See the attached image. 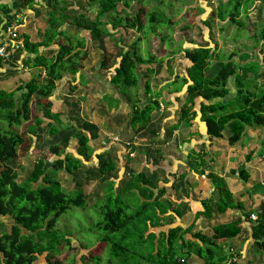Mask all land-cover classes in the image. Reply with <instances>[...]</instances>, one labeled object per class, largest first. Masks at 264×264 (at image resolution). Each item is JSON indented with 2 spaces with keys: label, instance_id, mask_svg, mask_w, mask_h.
<instances>
[{
  "label": "trees",
  "instance_id": "1",
  "mask_svg": "<svg viewBox=\"0 0 264 264\" xmlns=\"http://www.w3.org/2000/svg\"><path fill=\"white\" fill-rule=\"evenodd\" d=\"M11 1H15L16 7L20 10L38 4V0H0V11L5 10V15H8L9 19L14 18L13 14H16L14 6H9ZM262 1L264 2V0H226L223 3L219 1L211 15L202 21L206 26L203 42L182 48L181 56L185 60L184 74L179 76L180 74H175L168 68V74L173 75V79L163 86L175 85L177 79H180L175 90H179L183 85L185 91L184 102L173 108V113L178 116L177 123L187 126L197 120L202 124L198 134L203 141L197 145V150L189 147L188 170L178 174L173 172L172 176L176 180L187 183L186 176L192 172L203 176L206 170L203 166L212 160L207 146H211L214 140L225 139L227 136V143L232 146L246 139V129L249 127L259 128L264 132V79L259 82L257 77L262 69L261 65H264V23L252 34L255 45L251 51L245 49L232 51L221 57L215 42L212 46L209 45L212 18L220 21L227 19L241 28L244 24L240 19V13H243V17L247 16L250 8ZM130 2L137 5L132 14L126 12ZM85 5L86 11L94 10V18L83 12L71 16L69 10L72 8L67 0H52L47 13V26L39 41L30 40L28 34L24 32L18 34L15 29L17 38L22 39L17 52L23 51L26 54L22 64L26 67L27 75L23 77V81L10 89L0 85V119L6 123L5 128L0 127V217H7L12 221L8 229L0 231V264H38L36 263L38 256L43 253L48 264H61L55 257L66 240L53 230L57 219L70 206L87 207L82 189L76 187L66 191L61 185L60 173L70 177L76 174L83 163H91L93 147L89 140L96 138L97 133L92 132L87 136L79 131V125H76L80 121L76 119L77 108L71 101L63 98L61 105L65 108L59 106L54 108L55 96L57 99L62 98L57 95V88L65 82L68 83L70 91H75L81 86L75 82L76 76L85 73L82 70L83 61L88 55L86 37L81 34L82 31L86 32L90 39L102 38L107 44L111 42L114 44V50H106L104 57L96 63V71L99 72L112 68V73L106 80L110 88L102 93L106 104L105 113L107 114L108 109L122 107V99L129 101L127 125L130 126L132 133L136 134L150 123L152 113L160 109L158 97L161 92L159 89L151 90L149 78L146 77L147 72L139 73L141 68L147 69L150 74L153 73L156 56L149 53L142 57L139 54L137 49L139 36L128 46L123 44L122 37L128 30L140 32L145 37L149 33H155L158 26L169 29L170 25L176 22L160 10L148 9L141 0H86ZM191 9L202 11L199 6ZM69 19L77 27L75 32H66L63 28ZM15 23H18L17 20ZM5 26V24L1 26L0 20V32ZM187 28L188 26L183 27ZM115 33L118 37H115ZM162 33L158 36L163 43L166 35L163 30ZM53 43L56 45L51 49L54 53L46 56L43 50ZM165 60L167 64L168 58ZM142 77L145 79L142 89L144 102L139 104L140 97L132 93L136 92ZM40 78L43 80H39ZM93 82L94 88L99 90V86ZM196 98L200 99L197 109L194 108ZM175 99L179 101L177 96ZM76 100L78 103V96ZM167 104L166 102L165 105L168 106ZM22 122L29 123L25 124L21 131L12 129V126H18ZM43 124L49 127V136L61 137L64 133H71V137L76 141L74 152L65 151L59 143V137L57 141L54 140V143L48 145V154L52 156L49 166L46 162L49 157L42 155L35 144L36 128ZM176 127L171 126L170 132L166 135L171 134ZM151 132L157 133L154 129ZM164 141L166 140H161V144ZM159 148L158 146L156 151H160ZM28 151H31L35 159L31 170L19 178L16 169L7 162ZM97 157L101 158L100 174L104 175L114 170L116 164L113 160L101 154ZM229 173L237 175L242 181L249 177L243 167L230 169ZM129 175L130 178L120 186V194L115 192V179L108 180L103 189L104 196L93 204L99 207L102 215V221L97 227L106 235L101 240L108 242L112 251L111 258H107L108 264H111L113 257L118 259V264H133L137 258L143 260V264H184L192 261V256L201 264L236 263L233 254L239 256L240 252H235L229 244L242 232L240 218L213 223L210 230L194 232L192 234L194 240H185L183 234L191 229L192 223L182 229L173 222L181 215L177 208L179 205L170 208L173 202L161 199L167 188L165 184L169 180L163 177L152 180L143 170L129 169ZM206 176L213 189L219 192L215 202V210L218 213L236 208L244 216L249 215L250 201L246 209V201L235 200L233 192L222 176L211 171H208ZM189 179L193 180V174ZM158 181L165 184L158 185L157 183H162ZM175 181L171 182L173 188L177 185ZM262 181L264 185V179ZM259 185L260 182H256L252 186ZM210 202V198L202 199L200 202L202 209H199L194 217L201 214L210 218L213 214ZM253 222L252 231L248 235L250 237L248 240L251 241L249 246L253 245L254 249L262 254L264 210ZM151 229L159 230V233L156 234ZM128 240L132 241L134 248L139 247L138 253H130L133 246ZM177 248L185 253L184 257L179 258L175 255ZM123 251H126L125 257L121 255ZM92 252H90L92 262L99 264V258L94 259ZM247 259L246 262L253 261L248 257Z\"/></svg>",
  "mask_w": 264,
  "mask_h": 264
},
{
  "label": "rangeland",
  "instance_id": "2",
  "mask_svg": "<svg viewBox=\"0 0 264 264\" xmlns=\"http://www.w3.org/2000/svg\"><path fill=\"white\" fill-rule=\"evenodd\" d=\"M67 1L69 3V6H71L72 8L71 10H69V14L71 16H75L77 13L83 12L87 14L90 18H94V10L91 11L85 10L86 0H67ZM219 1L223 3L226 0H141L142 4H144L148 9L160 10V12L171 17V19L174 20L176 23L171 24L170 25L171 28L169 29L168 27L165 28L164 26H158V29H156L155 33L153 34L149 33L145 37L140 32L139 33L133 31L129 32V30L126 31V34L122 37L123 44L125 46H128L137 36H139L140 41L137 44V49L139 51V54L142 57H146L149 53H151L154 54L157 58L156 62L153 64L154 67L153 73L151 74L148 73V70L144 68H141L139 73L144 74L145 72H147L148 75L146 73V77L148 76L149 78V85L151 90L155 91L159 89V91L161 92L160 97H158V100L160 101L159 104L160 109L155 110L152 113L151 115L152 120L150 121V123L144 129L140 130L136 134L132 133V131L128 128L127 125V119H128L127 109L129 107L128 105L129 101H125L124 99H122L120 95L119 96L122 99L121 104L123 106L121 108L117 107L113 109H108L107 116H105L106 104L104 102V98H103L104 95H102V93H105L110 88L106 80L111 75L112 68L110 67L109 69L102 70L99 72L96 71V63H98V61L102 59V57H104V55L106 54V50L108 51L114 50L113 48L114 44L112 42L107 44L106 40L102 38L90 39L89 37H87V33L82 31L81 34L84 37H86L88 55L87 58L84 60L83 68H82L83 72L85 73H83V75H79V76L77 75L75 82L80 83L81 86H83V89H85L89 93L84 94L81 90L70 91L67 89L68 83L65 82L63 88L64 94L59 96L62 98L67 96L68 98L67 100L71 101V104H73L74 99L77 96L79 97L77 104L80 105V103L83 102V105L86 106V111L84 107L81 105L80 107L81 109L78 112H76L78 116V117L76 116V119L77 121L80 120L79 123L76 125H79L78 126L79 131H82L87 136H89L92 132H96L97 137L90 138L89 140V143L93 147L92 150L93 154L90 159L91 163L82 164L80 169L74 175V177L76 178L75 181H73L71 176L68 177V175L60 173V182L62 187L66 191L67 190L69 191L72 188L80 187L87 201L86 208H81L77 206H70L69 208H67V210L59 216L55 224V227L53 228V230H55L59 235L63 237V239L66 240L63 241L64 243L59 248L60 251L55 257L61 262V264H94L92 262V258L90 255L91 254L90 252L92 251H93L92 252L93 258L94 259L96 257L99 258L100 260L99 264H108L107 258H111L112 251L109 243L101 240V238L106 235V233L102 229L97 227V224L100 221H102V215L100 213L99 207L93 205L98 198L104 196L103 189L108 180L115 179V192L117 194H120L119 193L120 186L124 184L127 179L130 178L129 169L135 171L145 170L147 172L148 171L147 167L146 166L142 167L143 164L141 162H144L146 160L149 161L151 159L150 158L151 156L156 157L155 159H157V156L158 157L160 156L161 152L154 150H157V146L162 147L160 139L171 140L172 138L171 134L169 135L166 134L170 132V127L173 125L177 126L176 129H174L176 130L175 136H178V140L180 142H182V140L186 139L187 137H190V135L191 137H193L190 140H195V144L197 143L198 145L201 142L200 140H202V138L201 137L199 138L198 136V133L200 132L198 126H200V128L202 126L200 122L194 120L193 124L186 126L183 125V123L180 122L177 123L178 116L177 115L175 116L171 113V108L173 109L175 108V106L179 107L180 104L183 103L185 100V91L183 90L184 86L182 85V87L179 90H175L176 86H179L177 84L179 83L180 79H177V83L175 85L167 84V86L165 87L163 85L164 83H167L173 79L172 78L173 75H171L170 73L168 74V68L172 69V71L175 74L178 75L180 74L179 76H182L181 74H184L185 60L181 56L183 50L182 48L183 46L188 47L203 42V38H205L204 33L206 31V26L202 21L206 20L211 15V11L216 8ZM44 4L46 5V8L49 5L47 11L44 8ZM51 4H52V0H41L39 1L38 6L32 12L31 9L29 10V8H26L25 10H20L17 7L16 15H18V18L14 17L15 19L17 18L19 20L18 22L19 24L17 26L20 28V30H23L24 33L27 34L28 32L29 38L39 41L42 36L41 34L43 33V31L47 26L46 23L47 13L50 10ZM13 6L14 8H16L17 4L13 3ZM194 6H199L200 8H202V11L198 9L194 11L193 9H191ZM136 7L137 5H135V2H130V6L128 9H126V12L132 14L133 10ZM11 10L12 9H10L9 13H11ZM5 14H6L5 10L0 11V20L2 17L8 19V15ZM240 19L243 20L244 25L241 28H238L236 24L230 22L227 19H225L224 21H220L217 18H212V23L210 27L211 41H209V45L212 46L213 43L215 42L217 51L221 54V57L227 56L232 51H238V50L241 51L244 49L246 51L252 50V46L255 45V41L254 38H252V34L257 27L260 28L264 23V2L262 1L261 3L257 2L256 4H254L250 8V12L245 17H243V13L241 12ZM146 25L147 23L145 22V26ZM17 26L15 29L19 34L18 32L19 28H17ZM185 26H188V28L183 29V27ZM63 28L66 32H73L77 29V27L71 22L70 19L66 21V24L64 25ZM162 30L165 32L166 35V39H164L163 43L160 42L158 36V34H163ZM201 33H203V35ZM115 37H118V34H116ZM18 56L19 55L11 54L10 56L6 57L3 60L0 58V66H3L4 64H13V66H17L14 64L17 61L18 63L21 64L23 59L21 60L20 58H18ZM165 58H168L167 64ZM261 67L262 69L257 75L259 82H262V80L264 79V65H261ZM3 69H4L3 67H0V72ZM211 72L212 70L209 73ZM4 74H16V70H12L10 73L4 72ZM144 80H145L144 77H142L141 81L139 82V87L136 89V92L132 93L135 94V96L138 95L140 97L139 104H142L144 102V97L142 92ZM93 81H95L96 84L99 86V90L94 88L95 84ZM72 82L74 81L72 80ZM1 85L7 87V83ZM58 90H61V88H59ZM91 95L93 97H91ZM176 96L179 98V101L175 99ZM62 98L57 99V97L55 96L56 104L54 105V108L55 107L58 108V106L60 108L64 107L63 105H61ZM199 100H200L199 98L195 99L194 102L195 109L198 108ZM166 102L168 103L167 104L168 106L165 105ZM98 108L102 109V115L98 114V110L94 111V109H98ZM72 111L75 112L73 109ZM99 113L101 112L99 111ZM32 114L33 115L35 114L33 109H32ZM100 116L103 117V120H101L102 118ZM28 123L29 122H22L18 126H12V129L21 131L24 125ZM106 124H107V129L105 128ZM5 126L6 123L1 118L0 127L5 128ZM197 127L198 130L196 131ZM152 129H154L157 132V134L152 133L151 132ZM107 130H108V134H106ZM257 130H259V128L249 127L248 129H246V135L248 137L246 138L245 144L250 143L251 139L255 143L264 142V138L261 137L262 132H259ZM172 132L174 131L172 130L171 133ZM36 133H37V137L35 140V144L38 147V151L42 155H47L49 157L46 160L47 166H49V163L52 160V156L48 154V150H47L48 145L57 141L58 140L57 137H59V143L61 144V146L65 151L68 152L75 151L74 148L76 145V141L71 137V133H64L63 135H61V137L57 135L49 136V127L46 126L45 124L38 126L36 128ZM162 133H163V137L159 138ZM104 137H106L107 139H103ZM133 143L135 145H133ZM169 147H172V144H170L168 148ZM211 147H210L211 150L210 149L209 150L213 151L218 158L215 167L213 164L212 165L213 167H211V169L218 172L219 176L225 175L224 176L225 178L227 177L226 176L227 174L230 176V174L226 172L227 165L229 164L230 161H234L232 163V166L239 165L238 164L239 162L236 160L237 159L236 152H239L240 155L245 157V154L242 150L237 149L236 147H234L233 149L228 145L227 136L225 139L221 138L214 140L212 142ZM162 148L164 149L165 147ZM197 149L198 146L195 147V150ZM168 152H171V154H173L176 158L183 157L182 152L178 150H173L172 148H170V151ZM99 154L103 155L104 157H108L115 162L116 166L111 173H107L104 175L99 173V168L101 166V158L98 159L97 157ZM260 156L261 157L264 156V153ZM261 157H259L260 158L259 159L257 156H255L258 166L257 165H256L257 167L254 166L252 169V173L250 174V176L256 182L259 181L260 183L264 179V178L262 179V177L264 176L263 170L259 169V163L263 161L261 160L262 159ZM166 158L168 157L166 156ZM34 159L35 156L31 155V151H28L26 154H18L16 157H14V159L9 160L7 163L10 166H12L14 169H16L18 173V177L22 178L26 175L28 171L31 170ZM155 159H153V162L156 161ZM255 159L253 157L252 161H254ZM135 164L136 167H134ZM187 168L188 166L187 167L181 166V168H179L178 171L180 170V172H187L188 170ZM178 171L176 169L174 173L178 174ZM165 173L167 174L165 175V177L172 179L173 177L172 175L168 174L167 172ZM191 176L192 175L190 174L187 175V177L189 178H191ZM230 178H232V180L231 181L229 180L230 181L229 183L230 185L232 184L234 186V190H236L237 192L236 194H234L236 195L235 196L236 198L234 197L235 200L244 201L243 199H246L245 198L246 195H244L243 192L238 193V191H243L242 188H245L246 186L245 182H242L237 175H231ZM195 179L197 180V184L199 185L198 190L200 191V193L197 195L199 199L201 200L202 198L209 199L211 197L214 200L217 199L219 193L218 191H212L210 187L211 183H209V181L207 180L208 179L207 176L203 178L202 176L197 175L195 176ZM172 184L173 183L169 185ZM178 184H180L182 187L186 185V183L179 180L177 181V185ZM132 197L133 195H131L130 198L131 200ZM258 199L264 200V197L263 196L258 197ZM247 207L249 206L247 205L246 209ZM11 223L12 221L9 218L0 217V231L8 229ZM185 238L189 240V237H185ZM248 239H250V237L248 236V233H245V235L243 236L240 235L237 238L233 239V242L229 244L234 248L235 252L236 251L240 252L239 256L233 254V258H235V262H236L235 264H264L263 255L260 253V251L258 252L256 249H254L253 245L250 246L248 245L251 242ZM114 240H116V238ZM67 241L69 245L66 244ZM128 241L132 245V241L131 240ZM226 246L227 245L224 246L225 249H227ZM177 249L178 250L174 252L175 255L179 258L184 257L183 255L185 253L183 251H180V248ZM130 251H131L130 253L135 252L136 254L139 252V247L134 248L133 246ZM253 253H255L256 255ZM44 254L45 253L38 256V260L36 261V263L48 264L47 260L44 257ZM121 255L122 257H125L126 251L121 252ZM81 256L82 259H80ZM247 257H250L251 260L253 261L246 262V260H248ZM193 258L194 256H192V259ZM137 262L143 264V260H140L138 258L135 261H133V264H136ZM111 264H118V259L113 257ZM184 264H190V263L186 262Z\"/></svg>",
  "mask_w": 264,
  "mask_h": 264
},
{
  "label": "crops",
  "instance_id": "3",
  "mask_svg": "<svg viewBox=\"0 0 264 264\" xmlns=\"http://www.w3.org/2000/svg\"><path fill=\"white\" fill-rule=\"evenodd\" d=\"M39 1H41V0H38V4H39ZM13 2L15 3V1H11L12 6H13ZM11 4L9 6H11ZM38 4L34 5L32 8H29V10L31 9V12L34 11V9L38 6ZM49 5H50V3H49ZM49 5L46 8V5L44 4V8L46 9V11L48 10ZM16 10H17V7L15 8V12L17 13ZM13 15H14V17H17L18 18V15H16V14H13ZM2 18H1V26L4 25V24L7 26L8 24H10V22L12 23L15 20H17V22H19V20L17 18L16 19L15 18H12V19L3 18L2 19ZM6 22H7V24H6ZM17 28H19V27L17 26ZM22 31L23 30H20V28L18 29L19 34L22 33ZM75 31H73V32H75ZM3 33L4 32H3V29H2V31L0 32V40H1L2 36H3ZM27 34L29 35L28 32H27ZM29 39L30 40H33L31 38H29ZM33 41H38V40H35L34 39ZM55 47H56V45L53 43L47 49H44L43 50V53L46 56H50V55H52V53H54V50H51V49L52 48H55ZM20 53L21 52H19L17 54V55H19L18 58H20L21 60L22 59L24 60L25 57H26L25 52L22 51L21 55H20ZM23 60H22V62H23ZM83 63H84V61H83ZM14 64L17 65V66H13V64H4L3 66H0V67H3L4 68L0 72V85L7 83V87H6L7 89H10L11 87H14L16 83H20L21 81H23L24 80L23 77L25 75H27L26 67H24L22 63L20 64L17 61ZM12 70H16V74H4V72L10 73ZM41 73L43 75L44 74V71H42ZM39 80H43V79L40 78ZM59 88H61V90H58ZM59 88H57V95L64 94L63 93L64 85H62ZM76 90H81L84 94L87 93V91L85 89H83V86H80V88L79 89H76ZM64 99H68L67 96H65ZM76 99H77V97L74 99L73 105H76L75 107L78 108V109H76L77 112L81 109L80 108L81 105L84 107V109L86 111V106L83 105V102H81L80 105H79V104H77V100ZM62 100H63V98H62ZM119 108H121V107H119ZM99 111L101 113H99ZM171 111H172L171 113L173 115H175L173 113V109H171ZM98 114L99 115L100 114L102 115V109H99L98 110ZM105 116H107L106 113H105ZM100 117L103 118L102 116H100ZM93 120H94V118H93ZM198 127H199V131H200V126H198ZM198 127H197L196 131L198 130ZM105 128L107 129V124H106V127ZM128 128L130 129V126L129 125H128ZM173 131L174 132L171 133V136H172V138L173 137L174 138L173 139L171 138V140L170 139L169 140L167 139L166 141H164L161 144V146L162 147H165V148L163 149L162 147L159 146L160 147L159 150L161 152L160 153V156L159 157L157 156V159H155L156 157H152L151 156L150 157L151 159L149 161L146 160L144 162H141L143 165L141 163L140 164L142 165V167L143 166H146L147 167L148 171L147 172L145 170H143V171L145 172L146 175L148 174L147 176L151 177L152 180H156V179L162 178V177L164 179H168L169 180V182H167L166 184L163 183V181H158V182H162V183H158V185H161V184L167 185L166 186L167 187L166 188V191H165L164 195L161 197V199L162 200H165V201L170 200L171 202H173V204H172V206L170 208H175V206H178L179 205V207H177V208L180 211L181 215H180V217H176V219L173 222H175L179 226H181L182 229L188 227L192 223L191 229L189 231H186L183 234V238L186 239L185 237H189V240H194L192 238V234L194 232H197L198 230H201V231L205 232L206 230H210V228L213 225V223L215 224L216 222H220V221H231V220H235L237 218H240V222H241L240 225L242 227V232H241L240 235L243 236V235H245V233H248V235H250V233L252 231V229H251L252 228V224L254 223L253 220H251L249 218L250 213L254 212V213H256L257 217H259V214L264 210V205H263L264 204V200L258 199V197H262V196L264 197V185L263 184L261 185V183H263V181H261V183H260L259 186L254 187L252 185L254 183H256V181L250 176V174L252 173L253 167L257 165L255 156H257L259 158V157H261L260 155H262L264 153V146H263L264 142L255 143L251 139L250 143L245 144V141H246V139H245V140H243V142H240V141L239 142H236L232 146L228 144L231 148L234 149V147H236L237 149L242 150L244 152V154H245V157H244V156L240 155L239 152H236L237 153V156H236L237 159L236 160L239 162L238 163L239 165L238 166H232V163L234 161H230L229 164L227 165L226 172L229 173V170L230 169H237V168H242V167L248 172V174H249L248 179L246 181H242L241 180L242 182H245V185L246 186H245V188H242L243 191H238V193L243 192V194L246 195L245 196L246 199H243V200L246 201L247 205H248L249 201L251 202V211H250L249 215L248 216H244L240 212V210H238L236 208L227 209L223 213H218L215 210V202L217 201V199L219 197L218 196L217 199H215V200L212 199V197L210 198L211 199V202L210 203H211V205L213 207V214H212V216L210 218H207V217H205L204 215H201V214L198 217H194L195 213L199 209H202V206H201V203H200L201 202V199H199L197 197V195L200 193V191L198 190V186L199 185L197 184V180L195 179V176H197V175H194V172H192V174H193V180L192 179H189V177L186 176V179L188 180L186 182L188 184L186 183V185L184 187H182L180 184H178V185H175L174 188H173L168 183H171L173 180H176V179L174 177H172V179L165 177V175H167L165 172H167L168 174L172 175V173L175 172L176 169L178 171V169L181 168V166L182 167H184V166L187 167V165H188V158H189L188 156L190 154L189 147L195 148V147H197V143L195 144V140H190L191 138H193V137H191V135H190V137H187L186 139L182 140V142H180L178 140V136H175L176 135V130H173ZM257 131L262 132L260 130H257ZM125 132H126V130H125ZM106 134H108V130L106 131ZM198 136H199V134H198ZM161 137H163V133L161 134V136L159 138H161ZM247 137L248 136L246 135L245 138H247ZM261 137L264 138V132H262V136ZM105 138H103V139H105ZM199 138H200V136H199ZM160 141H161V139H160ZM200 141L201 142L198 144V146L202 143L203 139L200 140ZM134 143H133V145H135ZM112 144H114V143H112ZM170 144H172V147H169L168 148V146ZM248 144H249V146H248ZM211 146H212V143H211ZM211 146L208 145L207 146V150L211 154L209 156L212 158V160H209L208 163H206L207 165L206 164L204 165L206 170L204 171L203 176L201 175L203 178H205V174L208 171H211V172H214V173L218 174V172H216L213 169H211V167H213L212 166L213 164H214V167H215V164H216V162L218 160L216 154L213 151H210L211 148H212ZM170 148H172L173 150H178V151L182 152L183 157L176 158L173 154H171V152H168V151H170ZM154 151H156V150H154ZM166 156L168 158H166ZM253 157L255 159L254 161H252ZM261 158H262L261 160L264 161V159H263L264 156H262ZM153 159H155L156 161L154 160L155 162H153ZM136 161H138V160H136ZM263 161H261V163H259V169L263 170V174H264V164H262V163H264ZM134 167H136V164L134 165ZM137 169H139V168H137ZM178 172H180V170ZM224 176H222V177L224 178V180L227 183V185H229L228 187L233 192V196L235 197L236 195H234V194H236L237 192H236V190H234V186L232 184L230 185V183H229L232 180V178H230L231 174H230V176L228 174L226 175L227 176L226 177L227 180H226V178ZM71 178L73 179V181L76 180V178L74 177V175H72ZM263 178H264V176L262 177V179ZM177 181H178V179H177ZM182 182H184V181H182ZM257 182H259V181H257ZM176 184H177V182H176ZM210 187H211L212 191H218L217 189H213L212 185ZM202 199H205V198H202ZM261 205H262V207H261ZM166 213H168V210H167ZM211 221H213V222H211ZM151 231H154L156 234L159 233V230L156 231V229H151ZM154 241H155V243L157 242V240H154ZM180 251H182V250L180 249ZM232 253H233V251H232ZM193 254L194 253H192V255ZM253 254H255V253H253ZM262 255L264 257V252L262 253ZM248 258L251 259L250 257H248ZM234 259L235 258H233V260ZM189 263L190 264H199V260L198 259H196V260L195 259H192V261H189Z\"/></svg>",
  "mask_w": 264,
  "mask_h": 264
},
{
  "label": "built area",
  "instance_id": "4",
  "mask_svg": "<svg viewBox=\"0 0 264 264\" xmlns=\"http://www.w3.org/2000/svg\"><path fill=\"white\" fill-rule=\"evenodd\" d=\"M14 26L15 23L9 24V26L5 30V34L0 40V57L5 58L10 54L15 53L21 45V41L17 38ZM249 218L251 220H256V213H250Z\"/></svg>",
  "mask_w": 264,
  "mask_h": 264
},
{
  "label": "clouds",
  "instance_id": "5",
  "mask_svg": "<svg viewBox=\"0 0 264 264\" xmlns=\"http://www.w3.org/2000/svg\"><path fill=\"white\" fill-rule=\"evenodd\" d=\"M15 21H16V20H15ZM15 21L12 22V23H15ZM10 24H11V22H10ZM17 25H18V23H15V26H14V27L16 28ZM8 26H9V24L4 28V30H3V32H4L3 35L5 34V30H6V28H7ZM19 40H20V39H19ZM20 41H21V40H20ZM21 42H22V41H21ZM21 42H20V43H21ZM12 54H13V55H17L18 52L16 51L15 53H12ZM10 55H11V54H10ZM10 55H9V56H10ZM7 57H8V56H7ZM0 58H1V59H5L6 57H5V58H4V57H0ZM257 218H258V217H257ZM234 260H235V259H234Z\"/></svg>",
  "mask_w": 264,
  "mask_h": 264
}]
</instances>
